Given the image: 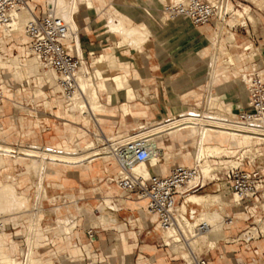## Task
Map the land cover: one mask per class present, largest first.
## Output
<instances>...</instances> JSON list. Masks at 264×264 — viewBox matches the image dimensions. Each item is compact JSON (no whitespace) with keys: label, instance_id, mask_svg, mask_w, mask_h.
<instances>
[{"label":"bare ground","instance_id":"1","mask_svg":"<svg viewBox=\"0 0 264 264\" xmlns=\"http://www.w3.org/2000/svg\"><path fill=\"white\" fill-rule=\"evenodd\" d=\"M38 1L42 2L41 0ZM98 1L46 0V3H50V5L54 6L57 15L63 18L65 22L70 25L71 29L77 36L78 55L83 59V62L76 75L79 87L75 91H67L59 83L57 75L53 71L44 68L38 61V59L32 55L29 48L27 50V48H24L22 46L20 47L19 55H7L5 46L11 44L13 41L17 42L18 44H28L26 25L34 18L33 11L35 10V8L32 3H30V8L13 13L12 21L10 22V24L8 26L0 28V71L9 67L12 69L11 72L14 73L13 76L18 79L23 78L25 75L28 77L38 78L40 82L47 84L50 90H52V94L54 95L57 103L60 106L63 104H67L70 114H73L75 111H77L79 116L76 117V120H80L88 126L90 125V122H92L93 125L96 126H99L102 122V114L105 113V109H101V96L104 93L108 96L110 103H112L113 101H115L116 103H120V92H124L126 103L122 104L121 108L122 112L126 116L130 115V103L139 100V98H144V100H146V97L144 95H140L139 93V89L141 88L140 82H134L132 83L133 86H131L130 82L128 81V75L126 73L121 74L115 72V74L113 75L109 73L110 70H124L125 68L124 65L120 64L115 53L106 52L95 57L93 61L95 69L93 71L86 66L79 40L80 26L77 17L80 11V4H86L89 6V8H95V10L98 12L101 10L99 13L101 16H104L106 18L108 24L107 26H109L110 28V33H116V35L119 36V49L127 47H131L137 50L140 49L142 46L149 42L154 30V28L151 26V24H149L147 20H143L142 22L137 23L125 12L126 7H132L128 0H117L116 2L114 1L111 4H106V0ZM158 1L160 2V4H164L166 2V0ZM224 13H231L229 5L224 7L223 15ZM160 19L162 22L168 20L165 14H163L162 12ZM255 21L256 19L253 20V22ZM228 38L232 41L235 40V37L232 35ZM221 42H223L221 39L217 41V43ZM217 43L214 42L213 50L210 53L206 50V52L201 54H193L194 57L198 58V62L193 61V58H190V61H192L189 62V64H193L192 69H190L189 71L191 73H194L198 77L197 81L200 82V84H198V87L205 88L212 96H214V94L216 93L220 94V91L222 92L226 90V88H231V85L228 86V84H236V76L234 75V72L236 71L232 69L235 62L230 53L223 50ZM68 44L69 46H71V40L68 41ZM198 65H202V67ZM221 65L225 67V71L223 72H220L219 70V67ZM244 75L245 74L243 73V71L240 72L239 82L242 86L240 89L242 93H246L249 87V80L245 78ZM204 79H206V84L203 83ZM221 80H223V87L217 90L215 88V84L217 82H221ZM192 89L189 88V86H186L185 88H182V91L186 93V95H190L192 98H195V96H197L198 94L192 91ZM210 97V95L207 97V110L205 112L200 111L198 108L191 110V114H187L189 112L185 113L184 111L180 113L179 117L168 119V116L157 125H152V123L146 124L140 122V124L138 125L139 131L137 132V135L149 137L148 141L151 145L152 152L147 162L133 168L132 174L134 176L148 179L150 176V166L160 172V164L162 161H164V158L167 157L166 162H168L171 160L168 157L171 156L173 157V159H175L176 157L172 155V144L178 142L180 143L182 141L183 142L181 145L185 150L181 151V153H179L177 156H183L184 163L187 162V164H190V167H195L197 165L200 170V176L205 179L213 174L211 173V171H213L214 165L221 163L222 159L227 156V152L234 147L244 150L246 148L247 152H235V154L231 156V159H235L234 161H236V166H233L231 168L238 167L240 161L244 158H249L252 162H255L257 159L264 157L262 153L258 152L262 150L261 146H263L264 144L261 139L255 138L251 134L246 132H232L226 130L225 127L228 122L230 124H238L236 112L232 108L230 109L228 114L223 111L217 110L218 107L215 104L213 105L214 99H211ZM211 107L214 111H210ZM182 124H187V131H180V126ZM210 125L214 126L209 127ZM245 126L246 124H242L241 128ZM165 136L170 138L171 142V144H168L166 146H164V141L166 138ZM121 137L124 138L125 136ZM99 142L104 143L101 148L96 147ZM187 146L195 147L197 152L196 159H193L191 152L186 150ZM251 146L260 147V150H255L256 153L253 154V150H248V148H250L251 150ZM68 147H66V149H41L36 145H33L25 148H17L12 146L11 144H8L5 140L4 142L3 140L0 141V168L3 169L8 167V165L6 164L7 159L12 160V165L9 166L11 167V171L16 168L13 166V164L17 160H28L30 162L22 163L21 165L22 171L18 172L20 174V177L24 174L36 175V180L33 183L34 198L18 192L20 183L17 185L13 183L16 180L12 179V173L8 175L7 182H2L0 180V210L4 211L9 209L8 211L13 210L15 212L21 210V213H17L18 216H20L21 214H27L29 217V227L27 233L28 235H26L28 237V247L30 250L29 264H52L54 262L53 258H51L50 256H48L49 258L46 259H40L34 256V241L37 235H41L38 230L37 224L41 220L42 215L41 208H36L37 211H34V207L36 204L39 203L42 205L44 198L49 199L57 214L56 225L58 226V229L69 232L68 228H65L63 222L67 215L65 217H61L60 215L61 207H64L63 204L67 201H65V199L63 200L62 197L48 198L46 195L45 181L51 178L55 179L52 171H57L55 168L57 166L78 165L82 162L87 167H90L93 161H96L98 159L97 156L102 155V153L104 152L110 153L112 151V147L110 144H108V141L106 143L105 140L103 141L100 138H96L95 142L93 143L87 142L82 146L79 145L70 148ZM13 151L17 152L14 158L12 156ZM164 174L166 173L162 172L163 176L168 175V173L166 175ZM17 177L18 176H15L13 178L17 179ZM220 195L222 196V194ZM209 196L207 195L199 197L191 194L185 198L181 205L178 206V210L188 212L184 209L190 201L194 202L201 208V212L199 214V219L202 217L201 221L198 220L199 222H197V219L195 220L194 215L197 213V211L195 209H192L191 214L193 217V221L188 219L186 216H182V219L179 217L178 226L176 225L173 228H169L164 231L165 233L171 235L170 240L166 242V246L169 247L175 255H178L186 262L190 261L191 248L194 251H197L195 247L199 245L198 243L200 241H202L203 244L207 245L206 248L214 249L217 242L222 239L227 241L228 243H231L232 245L237 244L234 248L235 252H238L236 249L238 247L240 248V246L242 245L240 244V242L242 240H245L247 242L251 239L259 240L261 237V233L259 230H262V233L264 234V219L258 215V213L256 212V207H251L249 213L252 214V217H254L255 223L258 227H252L250 230L245 231L244 233L239 235L245 225V222L249 221L251 218L247 214V209L243 206L237 207L236 199L235 197H233L232 207L237 208L238 210L236 211L235 209H233V211L230 212V215H227L232 218L231 221L227 222L224 220V217H221V214H219L217 210L213 212L209 211L212 207L218 206L220 208L222 205V203H219L220 197H218V205H216L215 199H217V197ZM66 198L73 199L74 197L73 195H68L66 196ZM142 203L144 205L146 202L142 201ZM262 208L264 210V203L262 204ZM26 209L29 210L23 212ZM222 211L225 210L222 209ZM258 216L259 218H257ZM153 217H156L157 219V216ZM240 217H245L246 219L243 221L242 225L238 226L237 223ZM101 219H103L104 221V217H101ZM204 219L209 226L208 231L203 234H198L196 231V227L199 226V224L203 222ZM226 231H231V235H229V233ZM232 232H234V235L232 234ZM6 240L7 239L4 238V234L0 233V264H22L18 257L10 252V249L7 246L8 240ZM185 243L188 245L189 251L187 250ZM10 244L12 245V243ZM72 253L79 254L80 251L75 248ZM243 256L247 261L252 256V254L249 252V250L243 249ZM53 257L57 258V254L55 253Z\"/></svg>","mask_w":264,"mask_h":264},{"label":"crops","instance_id":"2","mask_svg":"<svg viewBox=\"0 0 264 264\" xmlns=\"http://www.w3.org/2000/svg\"><path fill=\"white\" fill-rule=\"evenodd\" d=\"M233 1H235L236 5H244V3L249 2L248 0ZM256 1L260 3L264 0ZM106 2V4H109L112 0H106ZM128 2L132 7H126L125 12L137 23H140L139 21L141 20H147L154 30L149 42L140 49L137 50L131 47L123 49L118 48L116 50V55L120 64L125 66L122 72L128 75L130 81L134 83L136 79L139 80L141 85L139 93L142 96L144 95L147 101L137 100L130 103V115L129 117L124 118L122 116L121 108L122 104L126 103L124 92H120V103L117 104L115 101L110 103L108 96L105 93L101 96V109H105V113L102 114L101 129L107 136L114 135V137L115 129L119 133L126 132L144 120L159 119L167 115H172L176 111L179 112L187 107V105H183V103L177 101V97L181 95L176 94L181 90V85L183 83L182 70L184 69V46H182V39L177 38L179 35H182V33H172L173 29L165 27V25L168 26V24L163 25L158 22L157 25H154L152 23L153 20H159L161 16L160 10L162 4H160L158 0H128ZM33 4L35 5V12L38 16H42L46 13V5H41L42 3L39 2H33ZM247 7L250 9L252 8L251 6ZM86 10L88 9L83 8L84 12L82 14L80 12L78 16L80 42L84 55H87L88 53L100 55L107 52L114 46V44L118 47L119 38L114 37L116 33L113 34L109 32L107 22L105 25L98 26V23L92 21V17L95 16L97 18L100 16V13L97 14L95 10L90 11L94 12V14L92 13L93 15H88L89 12ZM181 21H184L192 28L203 29L211 26L206 25L196 27L183 19L177 20L175 23ZM172 24L173 23H170L169 25ZM247 30H249L251 38L242 33L245 35L243 45L247 46L248 43H251L252 46L258 44L256 49L262 47V52L260 57H257L258 59L246 60L243 72L248 71L255 60L259 61L264 67V26L262 25L256 29L247 26ZM200 32L198 38L203 36L205 31ZM168 36L172 37L168 38ZM173 36H175V40L173 39ZM89 62L91 63L92 69V58L89 59ZM237 65L239 66L240 64ZM174 86L175 88H173ZM1 88L2 86L0 89ZM140 99L141 98H139V100ZM11 100L12 98L7 97V94L3 93V101L0 103V129H4V124L9 119H14L17 124L16 138L8 144L17 148L28 147L30 145H37L43 149H66L68 146V148L74 147V144L71 142L72 138L70 143L66 141L63 143L61 142L62 130L59 127L61 124L57 127H45L42 132H35V135L33 136L34 141L31 139H25V136L27 135L24 134V120L21 115L23 113L14 115V112L8 109L5 105V101ZM175 100L176 103L174 102ZM246 100V105L239 106V108L235 109L236 114L240 109L248 107L247 93ZM24 109L27 108L24 107L23 104H20V106L16 108V110ZM186 110L188 109L186 108ZM60 120L72 124V122L67 119ZM19 124H21V127H18ZM64 125L68 124L65 123ZM182 142L174 143L172 144V147L180 146L182 147L181 151H183L185 149L181 145ZM168 144H171V142H168L166 137L164 146ZM189 147L190 146H187L186 150H188ZM181 151L179 153H181ZM168 162L165 160L163 161V167H161L160 170L161 173L155 168L150 167V175H162V172L169 174L173 168L177 166H185L184 160L182 163L180 162L181 165L178 164V162H175L171 167L167 166ZM82 164L83 162L75 166H57L55 167L58 172L57 178L48 179V184L46 186V195L48 197L66 198L68 195H73L74 198L67 199V202L63 204L64 207H61L60 215L62 216V214H64L63 216L65 217L67 214L72 213L76 224L71 235L65 237L57 236L55 234V229L57 228V214L54 207L49 206L51 209L43 208V217L37 224L41 235H37L34 241L36 249L35 256L44 259L49 258L48 256H50L54 260L52 264H115V236H118L120 240L121 237L124 236L126 243L130 241L134 243L131 247L128 246L129 251L127 257L132 256V258L135 259L136 248L140 244H143V251H141L143 254L150 257L154 256L156 254L154 253V248L157 247V245H155L157 233L152 230V222L150 221L149 224L146 222L151 216L145 211L144 214L147 216V219L143 221V224L139 222V219L135 220L136 215H139V212L144 209L146 203L144 205L142 204V201L137 203L135 202L136 198L125 200L122 192L118 189L115 183L111 182L112 179H116L119 173V167L117 164L109 158L97 159L96 161H93L90 167ZM13 166L17 168L20 167V170H22L19 161L14 162ZM0 171V180L2 182H7L8 175L11 173V167L8 166L7 168L0 169ZM2 172L5 173L4 178L2 177ZM17 173L18 170H15V175ZM18 190L24 195L34 196L33 185L29 188L20 183ZM202 192L216 193V185L211 184ZM259 206H262V204ZM101 217H104V221ZM28 218L27 214H21L18 217L15 215L10 216L9 220H7L9 230L5 234L9 243L16 246L17 252L15 253V256L17 257H19L24 251V239L27 237L26 235H28L29 227ZM137 222H139L138 224L141 226L137 225ZM247 222H245V225ZM157 228L160 229L158 225L155 230H157ZM91 229H94L95 232L94 241L88 237V232ZM136 229L139 231H136ZM166 235H168V233H163V238H165ZM241 242L249 243L245 240H242ZM59 245L64 246L62 249H58L57 247H59ZM75 248L80 251L79 254H73L68 250H74ZM55 253L57 254V258L53 257ZM56 259L58 262H56Z\"/></svg>","mask_w":264,"mask_h":264},{"label":"rangeland","instance_id":"3","mask_svg":"<svg viewBox=\"0 0 264 264\" xmlns=\"http://www.w3.org/2000/svg\"><path fill=\"white\" fill-rule=\"evenodd\" d=\"M33 1V0H32ZM42 2L34 1V2H39L42 3L41 5H50V3H46V0H41ZM71 1V0H69ZM116 0H112V2H114ZM171 0H166V2L164 4H162V8H161V12H163V6H166ZM249 2L244 3V5H236L235 1H231V3L229 4L230 7V12L229 14H232L230 19H228V27H236L238 24L240 23H247L248 27H253V28H259L262 25L264 26V19H263V15H264V1H261L260 3L257 2L256 0H248ZM111 2V3H112ZM107 3V2H106ZM109 3V4H111ZM32 5L35 8V5L32 3ZM247 6H251L252 8L250 9ZM86 7L89 8L88 5L86 4H80V11L79 14L81 12V14L84 12L83 8L85 9ZM87 8V9H88ZM232 9V10H231ZM261 9V10H260ZM82 10V11H81ZM88 13V15H93L94 12H90V11H95V8H89L88 10H86ZM101 11V10H100ZM99 11V12H100ZM97 14H99L98 11H95ZM93 13V14H92ZM78 14V16H79ZM237 14V16H236ZM250 15V16H249ZM240 16V17H239ZM253 16V17H252ZM252 17V18H251ZM78 18V17H77ZM250 18V19H249ZM255 22H253V20H255ZM92 21L98 23V26H102L105 25V23L107 22L105 20L104 17H102L101 15L99 17H92ZM142 21V20H141ZM139 21V22H141ZM177 21V20H176ZM159 23L165 25L166 28L169 29H173L172 33H182V35H179L177 38L178 39H182L183 41V46H184V50H183V56H184V60H183V64H184V69L183 71V77H182V85H181V90L178 91V95H181V97H177V101L179 103H183V105H187V109H203L204 106L206 107V102H207V97L210 95L211 99L213 100V105L215 104L218 109L220 111L225 112L226 114L229 113L230 109H236L239 108L238 106H244L246 105V93H242L240 91L241 89V85L239 82V78H240V72L243 71V67L244 63L246 62L248 55L250 54V52L253 54L254 52L257 53V57L259 58L262 52V47L259 49H256L258 47L257 45H253L251 46V43H248V46H250L252 48V50L248 53L244 52L243 48L246 45H243L244 41H245V35L242 33H236L235 34V41H230L232 43L229 42L228 37L231 36V32H229L228 34H225L226 29L224 30V36H223V42L221 43H217L218 45H220V47L229 52L231 57L233 58L235 64L232 67V69H234L236 72H234V75L236 76V84H228L231 85V88L224 90V91H220V94L216 93L214 94V96H212L205 88H200L198 87V84H200V82H198V77L194 74L191 73L189 70L192 69V65L189 64L190 58H193V61H199L198 58L194 57L193 54H201L206 52H212L213 50V34L215 32L214 30V26L211 25L210 27L207 28H203V29H198V28H192L189 27V25L187 23H185L184 21L181 22H176L173 21H164L162 22L161 19L159 20H153L152 23L154 25H157ZM170 23H173L172 25H169ZM175 23V24H174ZM253 23V24H252ZM150 24V23H149ZM108 25V24H107ZM152 26V25H151ZM110 32V28L109 26H107ZM200 31H205L203 33V36H201L200 38H198V36L200 35ZM80 32V31H79ZM202 35V34H201ZM259 35V34H258ZM227 36V37H226ZM115 38H119L118 35H114ZM172 36H168V38H171ZM174 40H175V36H173ZM190 37V38H189ZM195 37V38H194ZM79 38H80V33H79ZM186 40V41H185ZM115 42V41H114ZM117 42V41H116ZM81 44V42H80ZM24 47L27 48L28 50V46L26 43H21L18 44L17 42L13 41L11 44H8L5 46V49L7 51V55L10 56V54L12 55H19L20 54V47ZM118 49L117 46H114L112 48H110L107 52H114L116 54V50ZM257 50V51H256ZM81 51L83 52L82 48ZM106 53V52H105ZM84 55V53H83ZM99 56V54H96L92 57V64L94 61V58ZM250 56V55H249ZM84 60L85 58H87L86 55L83 56ZM117 57V55H116ZM257 57L255 58H251L249 60H254V59H258ZM195 59V60H194ZM86 63V62H85ZM188 64V65H187ZM237 64H240L239 66ZM87 67H89L86 64ZM191 66V67H190ZM200 67H202V65H198ZM189 68V69H188ZM225 67L223 65H221L219 67L220 72L225 71L224 69ZM90 69V68H89ZM11 68H7V69H3L2 71H0V87L2 86V88L0 89V91L5 92L4 94H7V97L12 98L11 101H5V105L8 109H10L11 111L14 112V115H19V113H23L21 114L24 120L23 123V127L25 129V139H31L32 141H34L33 136L35 135V132H42L44 131L45 127H54V126H59V124H61L59 127L62 130V139L61 142L63 143L64 141L70 143L71 142L74 144L73 146H79V145H84L87 142H95L96 138H100L101 140H105V142L107 143V141H111L114 138V135H106L105 132L101 129V124L98 126L93 125L92 122H90V125H86L84 122H81L80 120H76V117L79 116L78 112L75 111L73 113V115H71L69 113V107L67 106V104H63V105H59L54 97V95L52 94V90H50V88L48 87L47 84L40 82V80L36 77H28V76H24L23 78H16L15 76H13L14 73L11 72ZM90 70H94V65L93 68ZM123 69H114V70H110L109 73L110 74H115V72L117 73H121V74H125L124 72H122ZM5 74V75H4ZM233 76V75H232ZM11 77V78H10ZM234 77V76H233ZM128 81L130 82V85H132L133 82L130 81L129 77H128ZM139 82L138 79H136L134 82ZM206 79H204L203 83H205ZM194 83V84H193ZM227 85V83H226ZM186 86H189V88H193L192 91H194L196 94H198L197 96H195V98H192L190 95H186V93H184L182 91V88H185ZM223 87V80H221V82H217L215 84V88L217 90H219V88ZM174 88V87H173ZM39 89V90H38ZM217 97H216V96ZM175 97V95H174ZM187 97V98H186ZM190 97V98H189ZM216 97V98H214ZM22 98V99H21ZM239 99V100H238ZM216 100V101H215ZM227 100V102H226ZM235 100V101H234ZM138 101H147L144 100V98H141ZM234 101V102H232ZM176 103V100L174 101ZM237 102V103H236ZM18 104V105H17ZM20 104H23L24 107H26L27 109L24 110H16L17 107L20 106ZM117 104V103H116ZM4 105V104H3ZM232 105V106H231ZM186 108L180 110L179 112L176 111L174 114L172 115H167L164 117H161L159 119H154V120H144L142 121V123H146V124H151L152 125H157L159 123L162 122L163 119H166V117L169 116L168 119H174L176 117L180 116V113L184 112H188V110H186ZM192 109V110H193ZM33 110V111H32ZM191 111V110H189ZM210 111H214L213 108L211 107ZM33 112V113H32ZM177 113V114H176ZM179 113V114H178ZM2 115V114H1ZM124 115V113L122 112V116ZM175 115V116H174ZM124 118H127L129 116L124 115ZM60 119H67L68 121L72 122H66V121H62ZM68 124V125H64V124ZM74 124V125H73ZM140 124V123H139ZM138 124V125H139ZM138 125L134 126V128L130 129L129 131L126 132H121L119 133L116 129H115V137L117 136H124L128 133H131V131H133L134 129L138 130ZM16 126L17 124L15 123L14 119H9L7 120V122L4 124V129H0V141L4 140L7 143H10L12 141L15 140V135H16ZM18 127H21V124H19ZM98 127V128H97ZM102 131V132H101ZM139 131V130H138ZM137 131V132H138ZM74 137V138H73ZM167 137V136H165ZM104 138V139H103ZM168 142H170V138L167 137ZM93 141V142H92ZM98 142V141H97ZM104 145L103 142H99L96 147H102ZM33 146V145H30ZM37 146V145H36ZM29 147V146H28ZM38 147V146H37ZM251 150L250 148H248L249 151L253 150V154H255V150H260V147H255V146H251ZM25 148V147H22ZM41 148V147H39ZM43 149V148H41ZM238 149V150H237ZM260 151H258L259 153H262L264 156V146H261ZM182 150V147L180 146H174L173 150H172V155L176 156L175 159H173V157H168L170 160L167 163V166L171 167L174 165L175 162H178V164L181 165V163L183 162V156L177 157V154ZM184 151V150H183ZM188 151L191 152L192 158L196 159V149L194 146H190L188 148ZM238 151H246L247 149H239L237 147H234L232 149H230L227 152V156H225L221 163L214 165V169L213 171H211L210 177L208 176L206 179H213L216 175V172H221L223 169V165H228L229 167H233L236 166V161H234L235 159H231V156L233 154H235V152ZM263 151V152H262ZM249 155V154H247ZM230 157V158H229ZM167 158V157H166ZM164 158V160L166 161L167 159ZM228 161H227V159ZM99 159V158H98ZM104 159H108V157H104ZM226 159V160H225ZM19 161V164L22 165V163H28L30 161L28 160H17ZM234 161V163H233ZM181 162V163H180ZM220 162V161H219ZM10 163V164H9ZM163 161L160 164V167H163L162 165ZM231 163V164H230ZM6 164L8 166L12 165V160L7 159ZM234 164V165H232ZM259 164H264V158H262L259 162ZM185 166H189L190 164H187V162L184 163ZM70 166H75V165H70ZM217 166V167H216ZM152 167V166H150ZM190 167V166H189ZM20 167H16V169H14L13 171H11L12 173V179L16 180L13 183H15L16 185L19 183H22V185H26L29 188L32 187L34 181L36 180V175L34 174H24L20 177V174L17 173L15 175V170H18V172H21L22 170L19 169ZM2 169V168H0ZM4 169V168H3ZM217 169V171H216ZM1 172V171H0ZM3 173V172H2ZM4 174L3 173V178H4ZM52 174L54 175V178H57L58 176V172L57 171H52ZM166 175V174H164ZM15 176H18L17 179L13 178ZM35 176V177H34ZM214 176V177H212ZM34 177V178H33ZM34 179V180H33ZM48 180L45 181V187L47 186ZM19 192V190H18ZM20 193V192H19ZM31 193V191H30ZM222 196L220 194H214V193H210V192H200L198 194H192V195H196V196H209V197H217L216 200V205H218V197H220L219 203L221 205L220 210H218V206L212 207L210 208L209 211L213 212V211H218L219 214H221V217H225V215H230V212L233 211V209H235L236 211L238 210L237 208H233L232 204H233V196L231 193H221ZM219 195V196H218ZM29 197L34 198V196L31 195H27ZM48 197V196H47ZM48 198H52V197H48ZM65 199V201L67 200V198H63V200ZM137 203H140L139 200L136 199ZM182 203V202H181ZM180 203V204H181ZM143 204V203H142ZM229 204V205H228ZM49 206H52V203L49 201V199H45L43 200L42 205L41 204H36L34 207V211L37 209H42V215L44 213V209L43 208H50ZM252 207V206H251ZM254 207V206H253ZM51 209V208H50ZM184 209V208H183ZM192 209H195L197 211L196 216H195V220L197 219V222L201 221V218L199 219V214H200V210L201 208L199 206H197L194 202L190 201L188 203V205L186 206V208L184 210H187L188 214L189 211H192ZM222 209H224L225 211H222ZM9 210V209H8ZM4 210L1 211L0 210V217H2L5 222L7 223L10 218V215H15L16 217L18 216L17 213H21L19 210L18 212L13 211V210ZM29 209L26 210H22L23 212L27 211ZM234 210V211H235ZM37 211V210H36ZM35 211V212H36ZM146 211V206L144 207V209H142L139 212V215H136V219H139V222L141 224H143V221H145V219H147V216L144 214ZM34 212V213H35ZM256 212L258 213V215L264 219V210L262 208V206H258V208L256 209ZM71 214V215H70ZM247 214L251 217L250 220L246 223V225L243 227L242 231L239 233V235H241L242 233H244L245 231L250 230L252 227H258L255 223V219L254 217H252L251 214H249L247 212ZM41 215V219L42 216ZM64 214H62L61 217ZM259 216L257 218H259ZM8 217V218H7ZM189 219V216H186ZM69 218V220H68ZM154 219V220H153ZM245 217H240V219L238 220L237 225H242L243 221L245 220ZM68 220V221H67ZM199 220V221H198ZM222 220V219H221ZM150 221L152 222V230L155 231L157 233V236L155 238V245H157L156 248H154V253H156L154 256L150 257L147 256L145 254H143L141 251L142 250V246L143 244H140L136 249V257L135 259L132 258V256L127 257V253L129 251V247L128 246H132L134 243L133 242H128L126 243V239L124 236L121 237V240L118 236H115V264H183L184 260L182 258H180L178 255H175L173 253V251L166 246V242L170 240L171 235L168 234L166 235L165 238H163L162 234L165 233L164 231H162L161 229H156L157 227V219L156 217H149L148 220H146V222L149 224ZM205 221V219H204ZM65 228H68L69 232L67 231H62L60 229L57 228L55 229V234L57 236H67V235H71L72 231L75 227V218L74 215L72 213L67 214L65 220L63 221ZM139 222H137V225L141 226L140 224H138ZM206 222V221H205ZM145 223V222H144ZM264 227V226H263ZM232 230V229H230ZM136 231H139L138 229H136ZM261 233V237L259 240H255L253 239L252 241H250L249 243H244V242H240V244H242L240 246V248L238 247L236 250L238 252H235V245H232L231 243H228L225 240H219L215 246L214 249L211 248H206L207 245L203 244L202 241H200L195 249L197 251H202L203 255L212 263V264H264V234L262 233V230H259ZM229 233V235H231V231H226ZM234 232H232L233 234ZM155 235V234H154ZM234 235V234H233ZM232 237V236H230ZM4 238L7 239L6 234H4ZM7 241V240H6ZM136 244V243H135ZM203 244V245H202ZM7 246L10 249V252L12 254L15 255V253L17 252V248L14 244H10L7 241ZM64 245H59V247H57L58 249H62ZM185 246L187 247V250L189 251V247L188 245L185 243ZM248 247V248H246ZM77 249V248H76ZM79 249V248H78ZM243 249L245 250H249V252L252 254V256L246 261V259L243 256ZM69 252H72L73 250L68 249ZM67 250V251H68ZM81 250V249H80ZM214 250V251H213ZM82 251V250H81ZM131 253V250H130ZM42 258V257H41ZM40 258V259H41ZM254 259V261H253ZM157 261V262H155ZM57 262V260H56ZM81 264V263H80ZM96 264V263H94Z\"/></svg>","mask_w":264,"mask_h":264},{"label":"built area","instance_id":"4","mask_svg":"<svg viewBox=\"0 0 264 264\" xmlns=\"http://www.w3.org/2000/svg\"><path fill=\"white\" fill-rule=\"evenodd\" d=\"M231 1L171 0L166 6H163L162 13L171 22L183 19L196 27L213 25L215 30L213 41L215 43L219 39L223 40L225 29V34L231 32V35L235 36L236 33L240 32L251 38L249 30H247V23H240L236 27L227 28L228 19L232 14L224 13L223 15V10ZM33 2L32 0H0V28L10 24L13 13L30 8V3ZM33 14L34 18L26 25L27 46L32 55L38 59L44 68L57 75L59 83L67 91L77 90L79 83L76 75L83 59L78 55L75 32L63 18L57 15L53 5H47L46 13L42 16H38L35 10ZM70 40L71 46L68 44ZM231 41L229 40L230 43H232ZM243 50L248 53L252 48L247 45ZM249 55L247 57L249 59L257 57L256 52L253 54L250 52ZM86 56L85 62L91 69L89 59L94 56V53H88ZM243 73L245 78L249 80V87L246 92L248 107L240 109L236 114L238 124L228 122L225 128L227 131L249 133L264 142V67L255 60L250 69ZM2 101L3 92L0 91V103ZM189 110L187 114H191ZM199 110L205 112L207 108L204 106L203 109ZM242 124H246V126L241 128ZM213 126L210 125L209 127ZM137 131L134 129L131 133L124 135V138L121 136L114 137L113 140L108 141L112 151L110 153L104 152L97 157L102 159L107 156L117 164L119 173L116 179H112L111 182L115 183L125 200L136 198L139 201H145L146 213L149 216H157V223L162 231L178 226V218L182 219V216H189V219L193 221L191 211L189 214L180 211L178 206L181 205V202L183 203L187 196L198 194L211 184L217 186L214 194L231 193L236 199L237 207H245L248 213L251 206L258 208L264 203V164H259L264 157L255 162L249 158H244L235 168L224 165L222 171L216 172L213 179L201 177L197 165L195 167L177 166L166 176L150 175L148 179L134 176L132 174L133 168L147 162L152 152L148 141L149 137L138 136ZM180 131H187V124H182ZM12 154L14 158L17 152L13 151ZM218 210L221 211L219 207ZM224 220L228 222L232 218L225 215ZM8 227L9 224L0 217V233L8 232ZM208 228V224L203 221L196 227V231L198 234H203L208 231ZM88 237L92 241L95 240L94 229L88 232ZM29 256L28 237H26L24 239V251L18 259L22 264H29ZM183 264L212 263L203 255L202 251H194L191 248L190 261H184Z\"/></svg>","mask_w":264,"mask_h":264},{"label":"water","instance_id":"5","mask_svg":"<svg viewBox=\"0 0 264 264\" xmlns=\"http://www.w3.org/2000/svg\"><path fill=\"white\" fill-rule=\"evenodd\" d=\"M216 190H217V186H216Z\"/></svg>","mask_w":264,"mask_h":264}]
</instances>
